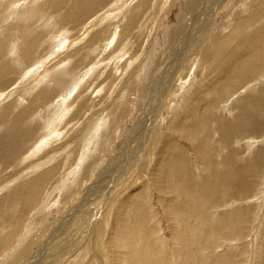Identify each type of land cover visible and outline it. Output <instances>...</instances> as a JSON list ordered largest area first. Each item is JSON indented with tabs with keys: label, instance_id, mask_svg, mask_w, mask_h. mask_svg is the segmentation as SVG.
Instances as JSON below:
<instances>
[{
	"label": "rangeland",
	"instance_id": "374dc122",
	"mask_svg": "<svg viewBox=\"0 0 264 264\" xmlns=\"http://www.w3.org/2000/svg\"><path fill=\"white\" fill-rule=\"evenodd\" d=\"M38 1L0 0V264H264V0Z\"/></svg>",
	"mask_w": 264,
	"mask_h": 264
},
{
	"label": "bare ground",
	"instance_id": "6f19581e",
	"mask_svg": "<svg viewBox=\"0 0 264 264\" xmlns=\"http://www.w3.org/2000/svg\"><path fill=\"white\" fill-rule=\"evenodd\" d=\"M6 1H7V0H6ZM10 1H11V0H10ZM36 1H38V0H36ZM40 1H41V0H40ZM88 1H89V3H91V1H95L96 6L99 7V3H100L99 0H86V1H84V0H74V2L71 4L72 6L70 7V11L67 12V13H68L67 16H69L67 20L72 21V22H74V21L76 22V21L78 20V18H76V15L81 14V15L84 16V15H85L84 13H85V12L88 10V8H89V6H88L89 4L87 3ZM8 2H9V1H8ZM27 2H28V1H27ZM38 2H39V1H38ZM249 2H250V1H249ZM34 3H35V2H33L32 4L30 3V4L33 5L34 7L37 6V3H35V4H34ZM250 3H251V2H250ZM250 3H249V4H250ZM263 3H264V2H261V6H263ZM38 5H39V4H38ZM253 5H254V4H253ZM10 6H11V5H10ZM258 6H260V5H258ZM22 7H23V6H22ZM22 7H21V4H20V10H19V9H18V10L21 11V9H23ZM34 7H33V8H34ZM192 7H193V6H192ZM255 7H256V6H255ZM253 8H254V7H253ZM261 8H262V7H261ZM28 9H30V8H28ZM37 9H38V6H37L36 10H37ZM118 9H119V8H118ZM255 9H256V8H255ZM263 9H264V7H263ZM10 10H11V9H10ZM113 10H114V12H115V8H114ZM109 11H112V9H110ZM255 11H256V10H255ZM261 11H262V10H261ZM11 12H12V11H11ZM87 12H88V11H87ZM20 13H21V12H20ZM24 13H25V11H24ZM28 13H29V12H28ZM28 13H27V14H28ZM35 13H36V11H35ZM107 13H108V12H107ZM107 13H106V14H107ZM106 14H104V15H106ZM251 14H253V13L250 12V15H251ZM254 14H256V13H254ZM254 14H253V15H254ZM12 15H13V14H12ZM15 15H16V14H15ZM18 15H19V14H18ZM22 15H24V14H22ZM257 15H259V14L257 13ZM8 16H9V15H8ZM25 16H26V15H25ZM25 16L23 17V19L25 18ZM36 16H37V15H36ZM67 16H65V18H62V19H63V20L66 19ZM47 17H49V16H47ZM14 18H15V16H14ZM16 18H19V17H16ZM16 18H15V19H16ZM259 18H260V17H259ZM19 19H20V18H19ZM25 19H26V18H25ZM25 19H24V20H25ZM34 19H35V17H34ZM43 19H44V18H43ZM253 19H254V18H253ZM256 19H258V18L256 17ZM24 20H23V21H24ZM102 20H103V16L100 17L95 23L97 24V23H99V22H102ZM258 20H259V19H258ZM258 20H257V21H258ZM261 20H262V18H261ZM261 20H260V21H261ZM15 21H16V20H15ZM248 21H249V20H248ZM255 21H256V20H255ZM10 22H11V21H10ZM42 22H43V21H42ZM246 22H247V21H246ZM50 23H51V22H50ZM249 23H250V22H249ZM249 23H248V24H249ZM52 24H53V22H52ZM52 24H50V25H52ZM89 24H90V23H89ZM243 24H244V23H243ZM251 24H252V23H251ZM251 24H249V25H251ZM36 25H38V23H37ZM47 25H49V24L47 23ZM53 25H54V24H53ZM252 25H253V24H252ZM4 26H5V25H4ZM55 26H56V24H55ZM96 26H97V25H96ZM41 27H42V26H41ZM51 27H52V26H51ZM93 27H94V26H93ZM127 27H128V26H126V28H127ZM242 27H244V25H242ZM247 27H248V26H247ZM38 28H39V27H38ZM87 28H88V27H87ZM91 28H92V27H91ZM3 29H5V28H3ZM40 29H41V28H40ZM92 29H93V28H92ZM123 29H124V28H123ZM243 29H244V28H243ZM256 29H257V28H256ZM50 30H51V29H50ZM87 31H89V30H87ZM179 31H180V30H179ZM179 31L176 32V35H177V36L179 35ZM244 33H245V32H244ZM246 33H247V32H246ZM190 36H191V34L188 35L187 37L184 36L185 38L183 37V38H184V39H183V43H182V44H179L180 47H181V46H186L187 44H188V45H189V44H190V45L192 44V43H189V41H191V40H190ZM98 37H99V35H98V36H92V37L88 40V44H91V43H92L94 40H96ZM60 38H61V37H60ZM60 38H59V39H60ZM195 38H196V37H195ZM197 40H198V37H197ZM200 40H201V39H200ZM234 40H235V39H234ZM234 40H233V41H234ZM236 40H237V39H236ZM11 41H12V40H11ZM180 41H181V40H180ZM58 42H59V41H58ZM229 42H230V44H231V43H236V41L232 42L231 40H230ZM237 42H238V40H237ZM238 43H239V42H238ZM238 43H237V45H238ZM198 44H202V42H200V43H198ZM224 44H226V41H225ZM240 44H241V45H240L239 48H238V47H235V46H234V47H230V48H229L230 50L227 49V52H229V53H231V54H239L238 56H236V58H237L238 60H239L240 56L242 55V53H244L245 56H244V55H243V56H244L245 59L243 58V62L240 61L241 63H243V67H241V66H240V67L243 68L242 70L246 69V71H247L246 73H248V72L250 71V70L248 71V68L253 67L252 63H253L255 60H258L257 55H256V50L258 49L259 46H264V29H261L260 31L255 32V33H254V32H251V33L249 32V35H248V36L242 38V40L240 41ZM18 45H19V44H18ZM171 45H172V43H171ZM195 46H196V48H195V52H200V53H203V52H204V55H206V51H205V49L200 50L199 48H200L201 46L198 47V45H196V44H195ZM195 46H194V47H195ZM14 47H16V46H14ZM215 47H217V49H219V48H221V44H217ZM87 48H88V47H87ZM176 48H177V47H176ZM176 48H175V49H176ZM192 48H193V45H192ZM225 48H227V47H225ZM93 49H94V48H93ZM192 50H194V48H193ZM192 50H191V51H192ZM228 50H229V51H228ZM14 51H15V50H14ZM82 51H83V50H82ZM191 51L188 52V53H191ZM244 51H245L247 54H246ZM17 52H18V51H17ZM93 52H94V51H93ZM95 52H96V51H95ZM12 53H14V52H12ZM54 54H55V53H54ZM207 54H210V53L208 52ZM216 54H217V53H216ZM55 55H56V54H55ZM57 55H58V54H57ZM174 55H175V50L173 51L172 55H170V56L168 57L169 60L172 59ZM210 55H213V57L215 56V54H210ZM252 55H254V56H256V57H255V60H254L253 62H252V60L250 59L252 63L249 64V63H248V60H249V59H247L246 57H247V56H252ZM213 57H212V58H213ZM220 57H221V56H220ZM241 58H242V57H241ZM203 59H204V58H203ZM214 59H217V60H218V59H219V55H216V58H214ZM262 59H264V58H263V55H262ZM169 60H166V61H165V64H166ZM240 60H241V59H240ZM250 60H249V62H250ZM218 61L220 62L221 60H218ZM235 61H237V60H235ZM4 62H5V61H4ZM15 62H16V61H15ZM237 62H238V61H237ZM255 62H256V65H258L257 61H255ZM16 63H17V62H16ZM234 63H235V62H234ZM253 64H254V63H253ZM162 65H163V64H162ZM162 65H161V66H162ZM236 65L238 66L239 63H236ZM251 65H252V66H251ZM227 66H228V65H227ZM230 66L233 67V65H229V67H230ZM234 66H235V65H234ZM249 66H251V67H249ZM258 66H259V65H258ZM63 67H64V66H63ZM238 67H239V66H238ZM244 67H246V68H244ZM162 68H163V67H162ZM162 68H161V69H162ZM254 69H255V68H254ZM232 70H233V71H232V74H233L234 76L238 75V74H237V72H239L238 70H236V69L234 70V67H233ZM240 70H241V69H240ZM242 70H241V71H242ZM252 70H253V69H252ZM37 71H38V70H37ZM56 71H57V70H56ZM56 71H55V72H56ZM60 71H61V70H60ZM60 71H59V72H60ZM226 71L229 72V70H226V69H225V72H226ZM7 72H8V71H7ZM160 72L162 73V71H160ZM243 72H244V71H243ZM250 72H251V71H250ZM252 72H253V71H252ZM252 72H251V73H252ZM65 73H66V72H65ZM251 73H250V74L248 73L246 76H247V77H248V76L251 77ZM51 74H52V73H51ZM54 74H55V73H54ZM224 74H225V73H224ZM229 74H231V73H229ZM242 74H243V76H245L244 73H242ZM242 74H241L240 77H242ZM49 75H50V74H49ZM49 75H48V76H49ZM81 75H82V73H81ZM225 75H226V74H225ZM225 75H223V76H224V77H227V76H228V74H227V76H225ZM57 76H58V75H57ZM62 76H63V75H62ZM62 76H61V77H62ZM54 77H55V79H56V76H54ZM54 77H53V78H54ZM237 77H238V76H237ZM247 77H246V78H247ZM49 78H51V77H49ZM228 78H229V76H228ZM233 78H234V77H233ZM233 78H231V79L233 80ZM248 78H249V77H248ZM231 79H230V80H231ZM227 80H229V79H227ZM230 80H229L228 82L225 81V80H223V81H224V84H222L221 86H222V87H224V86H226V85L229 86V83L232 84V82H230ZM232 80H231V81H232ZM2 81H3V80H2ZM219 82H220V81H219ZM56 83H57V82H56ZM157 83H158V81H157ZM222 83H223V82H222ZM225 83H226V84H225ZM236 84H237V83H236ZM56 86H57V85H56ZM58 86H59V84H58ZM238 86H239V85H238ZM247 86H248V85H247ZM61 87H62V86H61ZM149 87H150V86H149ZM188 87H189V86H188ZM157 88H158V87H157ZM218 88H219V87L216 86L215 89L218 90ZM224 88H225V87H224ZM224 88H223V89H224ZM215 89H214V90H215ZM219 89H220V88H219ZM198 90H199V89H197V91H196V95L198 94V92H200V91H198ZM216 92H217V91H216ZM218 92H219V91H218ZM198 95H199V94H198ZM198 95H197V96H198ZM260 96L264 97V93L260 94ZM62 99H63V98H62ZM193 99H194V98H193ZM33 101H34V100H33ZM59 101H60V100H59ZM251 101H253V99H251ZM249 103H250V107H251V102H249ZM57 105H58V104H57ZM59 105H60V103H59ZM227 106H228V105H227ZM52 107H54V105H53ZM1 110H2V109H1ZM55 111H56V110H55ZM196 111H197V110L194 108L193 112L196 113ZM43 113H44V112H43ZM45 113H46V112H45ZM197 113H198V112H197ZM183 114H184V113H183ZM50 115H51V114H50ZM57 115H58V114H57ZM94 115H95V114H94ZM180 115H181V114H180ZM185 115H186V114H185ZM91 116H92V115H91ZM190 116H191V117H195V115H193V113H190V114H189V117H190ZM20 117H21V116H20ZM94 117H95V116H94ZM185 117H186V116H185ZM197 117H198V119H201L199 116H197ZM32 118H33V117H32ZM202 118H203V117H202ZM21 119H24V118L22 117ZM21 119H20V120H21ZM93 119H94V118H93ZM89 120H90V119H89ZM192 120H194V119H192ZM205 120H206V118H205ZM205 120H204V121L200 120V122H205ZM181 121H182V118H181ZM207 121H208V120H207ZM86 122H87V121H86ZM179 122H180V121H179ZM191 122H192V121H191ZM10 123H11V121H10ZM17 123H18V122H17ZM85 124H86V123H85ZM179 124H182V123L180 122ZM222 124H223V123H222ZM25 125H26V124H25ZM199 125H200V124H199ZM18 126H19V125H17V127H18ZM91 126H92V125H91ZM179 126H180V125H179ZM200 126H201V125H200ZM23 127H25V126H23ZM193 127L195 128V125H193ZM197 127H198V126H197ZM197 127H196V128H197ZM1 128H2V127H1ZM1 128H0V129H1ZM18 128H19V127H18ZM183 128H184V127H183ZM202 128H203V127H202ZM12 130H13V129H12ZM80 130H82V128H81ZM185 130L188 131L187 128H185ZM0 131H1V130H0ZM13 131H14V130H13ZM82 131H83V130H82ZM3 132H4V131H3ZM195 132L197 133V132H200V131H198V129H196ZM10 133H11V132H10ZM76 133H77V132H76ZM80 133H81V132H80ZM80 133H79V134H80ZM12 134H13V133H12ZM195 135H196V134H195ZM14 136H15V135H14ZM52 136H53V135H52ZM78 136H79V135H78ZM80 136H82V135H80ZM156 136H157V134H156ZM46 137H47V136H46ZM76 137H77V136H76ZM25 138H26V137H25ZM87 138H88V137H87ZM208 138H209V137H207V139H205V145H204V143H202V144L199 145L200 151H198V153L201 154V156H200V154H199V157L202 158V159H208L207 156H206V153H205V149H206L205 146H208V145H209V142H208L209 140H208ZM199 139H200V137H199ZM45 140H46V139H45ZM45 140H44V141H45ZM47 140H48V139H47ZM200 140H201V139H200ZM155 142H156V141H155ZM66 143H67V142H66ZM36 144H37V143H36ZM15 145H16V144H15ZM168 145H169L171 148H174V147L177 146V145L175 146V144H174L173 141L168 142ZM197 145H198V144H197ZM7 146H8V145H7ZM14 147H15V146H14ZM171 148H170V150H167L169 153H170V151H172ZM62 150H63V148H62ZM164 150H165V149H164ZM196 150H197V147H196ZM198 150H199V149H198ZM59 152H60V151H59ZM181 152H182V151H181ZM2 153H3V152H2ZM2 153H1V154H2ZM48 153H49V152H48ZM51 153H52V152H51ZM203 153H204V154H203ZM35 154H36V153H35ZM54 154H55V153H54ZM26 155H27V154H26ZM48 155H49V154H48ZM203 155H204V156H203ZM55 156H56V155H55ZM55 156H54V157H55ZM182 156H183V155H182ZM182 156H181V157H182ZM56 157H57V156H56ZM182 158H183V157H182ZM201 162H203V161H201ZM25 165H27V164H25ZM213 165H214V164H212V163H211L210 165L204 164V168H203V169H204V170H207V169L209 168L210 170H212L211 168H213ZM188 167H189V166H188ZM22 168H23V167H22ZM99 169H100V168H99ZM15 170H16V169H15ZM178 170H179V169H178ZM189 170H190V169H189ZM20 171H21V169H20ZM212 171H213V170H212ZM27 172H28V171H27ZM205 172H206V171H205ZM25 173H26V172H25ZM177 173H178V172H176V174H177ZM180 173H181V172H179L178 174H180ZM9 175H10V174H9ZM14 175H15V174H14ZM19 175H20V174H19ZM3 176H4V175H3ZM17 176H18V175H17ZM185 176L188 177V178L191 177L190 175L188 176L186 173H185ZM217 176H218V174H217ZM223 176H224V175H223ZM5 177H7V176H5ZM5 177H4V178H5ZM10 177H11V176H10ZM171 177H172V176H171ZM199 177H201V175H200ZM11 178H12V177H11ZM173 178H174V177H173ZM182 178H183V177H182ZM204 178H205V176H203V179H204ZM223 178H224V177H223ZM171 179H172V178H171ZM231 179H233V181H235V180L238 179V177H236V176L234 177V176H233ZM231 179H229V180L232 181ZM224 180H225V179H224ZM4 181H5V179H4ZM190 181H191V180H190ZM190 181H189V182L186 181L189 187L191 186V183H192V181H191V182H190ZM11 182H12V181H11ZM180 182H181V181H180ZM206 182H207V181H206ZM223 182H224V181H223ZM1 183H2V182H1ZM181 183H182V182H181ZM182 184H183V183H182ZM180 186H181V185H180ZM188 186H187V187H188ZM189 187H188V188H189ZM199 187H200V186H199ZM230 187H231V186H230ZM190 188H191V187H190ZM225 188H226V187H225ZM231 188H232V187H231ZM199 189H200V188H199ZM199 189H198V190H199ZM198 190H197V192H198ZM227 190H228V189H227ZM183 192L186 193V194L188 195L187 202H188V200L191 201V195H192V194H190V192L192 193V192H194V190H189V189L184 190V189H183ZM184 193H183V194H184ZM199 193H200V190H199ZM201 193H203L202 189H201ZM199 196H201V195H199ZM193 197H195V199H196V198L198 197V194H197V196H194V195H193ZM206 197H207V196H206ZM200 199H201V198H200ZM213 199H214V201H216V198H215V197H213ZM181 200H182V199H181ZM181 202H182V201H181ZM181 202H179V204H180ZM184 203H185V202H184ZM188 203H190V202H188ZM204 203H205V202H204ZM169 215H170V214H169ZM171 216H172V215H171ZM171 216H169V218H170ZM175 217H176V216H174V218H175ZM172 220H173V219H172ZM171 222H173V221H171ZM176 225H177V223H176ZM172 226H173V225H172ZM60 227H62V226H60ZM173 231H174V230H173ZM188 233H189V232H188ZM186 239H187V238H186ZM187 240H188V239H187ZM128 241H129V240H128ZM124 242L127 243L126 240H125ZM129 242H130V241H129ZM116 243H118L117 245H118V247H119V244H120V243L117 242V241H116ZM139 243H140V242H139ZM129 244H130V243H129ZM129 244H128V245H129ZM137 244H138V243H137ZM137 244H136V245H137ZM117 245H116V247H117ZM130 245H131V244H130ZM131 246H132V245H131ZM131 246H127V247H131ZM138 246H139V244H138ZM118 247H117V248H118ZM136 247H137V246H136ZM119 248H121V247H119ZM119 248H118V249H119ZM131 248H132V247H131ZM131 248H130V251H132ZM138 249H139V248H138ZM136 251H137V250H136ZM132 252H133V251H132ZM132 252H131V253H132ZM133 253H134V252H133ZM140 254H141V253H140ZM140 254H139V255H140ZM132 255H133V254H132ZM134 255H135V254H134ZM133 260H134V259H133ZM136 260H137V259H136Z\"/></svg>",
	"mask_w": 264,
	"mask_h": 264
}]
</instances>
